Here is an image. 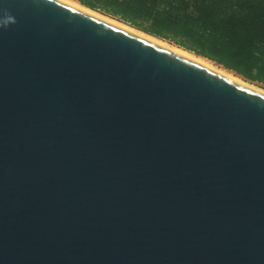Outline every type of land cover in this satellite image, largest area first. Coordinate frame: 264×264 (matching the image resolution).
Segmentation results:
<instances>
[{"label":"water","instance_id":"water-1","mask_svg":"<svg viewBox=\"0 0 264 264\" xmlns=\"http://www.w3.org/2000/svg\"><path fill=\"white\" fill-rule=\"evenodd\" d=\"M5 10L0 264H264V91L62 0Z\"/></svg>","mask_w":264,"mask_h":264},{"label":"trees","instance_id":"trees-1","mask_svg":"<svg viewBox=\"0 0 264 264\" xmlns=\"http://www.w3.org/2000/svg\"><path fill=\"white\" fill-rule=\"evenodd\" d=\"M264 87V0H79Z\"/></svg>","mask_w":264,"mask_h":264},{"label":"bare ground","instance_id":"bare-ground-1","mask_svg":"<svg viewBox=\"0 0 264 264\" xmlns=\"http://www.w3.org/2000/svg\"><path fill=\"white\" fill-rule=\"evenodd\" d=\"M62 1L66 2V3H69V4H71V5L75 6V7H78L80 9H83V10H85V11H87V12L93 14V15H96V16H99L101 18H104V19H106V20H108V21H110L112 23H115V24L119 25V27L120 26L124 27V28H126L128 30H131V31H133V32H135V33H137L139 35H142V36L146 37L147 39L155 41V42H157V43H159V44H161L163 46H166V47H168V48H170V49H172V50H174V51H176V52H178L180 54H183L184 56L192 58V59H194V60H196V61H198L200 63H203V64L207 65L208 67H210V68H212V69H214V70H216L218 72H221V73H223V74H225V75H227V76H229V77H231V78H233L235 80H238V81L246 83V84H250L251 86H254L255 88H258V89L264 91V89L261 88L260 86H256L257 84L253 85V84L249 83V81L248 82L245 81L242 77H240L236 73L223 68L221 65L217 64L216 62L208 60V59H206V58H204L202 56L196 55L194 52H191V51H189V50H187V49H185V48H183V47H181L179 45L173 44L172 42H170L168 40H165L163 38L157 37V36H155L153 34L145 32V31H143V30H141V29H139V28H137L135 26H132V25H130L127 22L119 20V19H117L115 17H112L110 15L104 14V13H102V12L96 10V9H93V8H91V7H89V6L85 5V4H82L78 0H62Z\"/></svg>","mask_w":264,"mask_h":264},{"label":"clouds","instance_id":"clouds-1","mask_svg":"<svg viewBox=\"0 0 264 264\" xmlns=\"http://www.w3.org/2000/svg\"><path fill=\"white\" fill-rule=\"evenodd\" d=\"M15 22V18L6 10L2 18H0V27L7 26Z\"/></svg>","mask_w":264,"mask_h":264},{"label":"rangeland","instance_id":"rangeland-1","mask_svg":"<svg viewBox=\"0 0 264 264\" xmlns=\"http://www.w3.org/2000/svg\"><path fill=\"white\" fill-rule=\"evenodd\" d=\"M245 81H247V80H245ZM247 82H248V81H247ZM249 83H251V84H253V85H256L255 83H252V82H249ZM256 86H260V85L257 84ZM260 87L264 89L263 86H260Z\"/></svg>","mask_w":264,"mask_h":264}]
</instances>
